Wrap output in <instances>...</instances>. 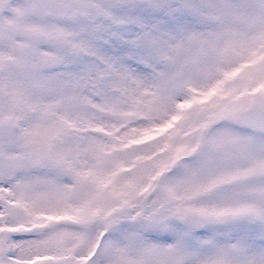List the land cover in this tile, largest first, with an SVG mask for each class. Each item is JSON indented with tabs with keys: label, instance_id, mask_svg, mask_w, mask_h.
I'll use <instances>...</instances> for the list:
<instances>
[{
	"label": "snow or ice",
	"instance_id": "6c2138e0",
	"mask_svg": "<svg viewBox=\"0 0 264 264\" xmlns=\"http://www.w3.org/2000/svg\"><path fill=\"white\" fill-rule=\"evenodd\" d=\"M0 264H264V0H0Z\"/></svg>",
	"mask_w": 264,
	"mask_h": 264
}]
</instances>
